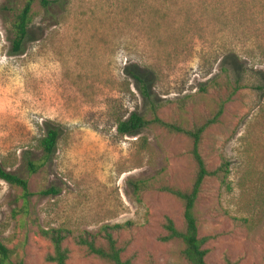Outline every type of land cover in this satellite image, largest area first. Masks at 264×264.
Segmentation results:
<instances>
[{
	"label": "rangeland",
	"instance_id": "1",
	"mask_svg": "<svg viewBox=\"0 0 264 264\" xmlns=\"http://www.w3.org/2000/svg\"><path fill=\"white\" fill-rule=\"evenodd\" d=\"M51 1L33 4L14 56L12 22L28 0H0V166L35 195L24 202L0 180V240L13 260L50 264L41 231L63 229L68 264H109L75 239L122 225L123 259L188 264L181 241L163 240L168 219L179 231L185 221L183 203L162 189H191L192 140L158 125L122 136L117 125L137 113L193 130L222 109L200 146L210 171L228 165L206 179L195 208L206 263L264 264V0ZM46 125L62 135L30 174ZM50 188L59 194L40 195Z\"/></svg>",
	"mask_w": 264,
	"mask_h": 264
},
{
	"label": "trees",
	"instance_id": "2",
	"mask_svg": "<svg viewBox=\"0 0 264 264\" xmlns=\"http://www.w3.org/2000/svg\"><path fill=\"white\" fill-rule=\"evenodd\" d=\"M35 2H38L40 6L48 10L52 7L53 1L51 0H28L23 9L18 15L15 16L12 22L13 37L10 39L12 55H21L24 52V45L28 39L32 7ZM132 78L138 83L143 84L142 94L146 99H151V93L148 86L143 79L130 72ZM155 104L152 103L153 110H156ZM223 110L221 109L216 116L207 121L205 124L197 127L193 130H186L176 125H172L155 117L152 120H147L143 116L132 113L126 120L120 121L117 125V132L122 136H135L138 135L141 130L149 128L151 125H158L171 133L181 134L189 137L192 142V156L196 163V177L189 190H180L176 188L164 187L162 190L167 191L172 196L177 198L183 203L184 207V221L185 228L183 231H179L174 222L171 219L167 220L165 229L167 236L163 238L164 241L179 240L184 245L183 257L188 264H207L206 256L209 250L204 246L209 241L208 237L200 238L199 236V223L196 216L195 208L199 196L201 194L202 186L206 179L211 177H220V173L227 171V163L223 162L220 167L214 171H210L207 167L205 159L200 152V146L202 136L205 131L218 122V119L222 116ZM62 135L61 129L52 125H46L45 133L39 141V148L43 152V156L40 161H29L28 171L30 174L38 173L43 167H45L53 158L56 153L58 141ZM0 180L7 184L16 187L21 190L22 198L24 202H28L35 195L30 191L28 180L20 177L15 173L6 171L0 166ZM224 179H222V182ZM135 192L138 194L144 190V182H136L134 184ZM58 191L54 188H50L40 192L41 196H56ZM125 228L122 225L106 226L103 227L97 234L85 233L77 237L76 244L83 247L87 252L101 259L109 264H132L129 259H123L122 249L118 247L117 240L114 233ZM41 234L44 238L49 240L53 247V252L46 258L50 264H68L70 258L69 249L64 246V242L70 236V232L63 229L42 230ZM0 264H24L23 261L13 260V252L0 240ZM227 264H234L227 260Z\"/></svg>",
	"mask_w": 264,
	"mask_h": 264
}]
</instances>
